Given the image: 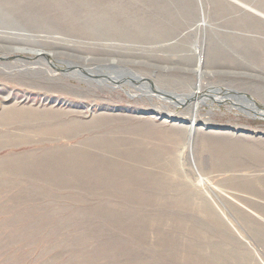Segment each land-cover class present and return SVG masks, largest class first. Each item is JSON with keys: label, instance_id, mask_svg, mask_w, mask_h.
<instances>
[{"label": "rangeland", "instance_id": "374dc122", "mask_svg": "<svg viewBox=\"0 0 264 264\" xmlns=\"http://www.w3.org/2000/svg\"><path fill=\"white\" fill-rule=\"evenodd\" d=\"M261 112L264 0H0V264H264Z\"/></svg>", "mask_w": 264, "mask_h": 264}, {"label": "bare ground", "instance_id": "6f19581e", "mask_svg": "<svg viewBox=\"0 0 264 264\" xmlns=\"http://www.w3.org/2000/svg\"><path fill=\"white\" fill-rule=\"evenodd\" d=\"M9 34H12V33H9ZM18 36H21V37H16L14 34H13V36L12 35H6V36H8L7 38H4V40H6L7 42L8 41H10V40H12V41H14V39L17 41V42H20V41H23V42H25L24 43V45L25 44H29V42H34V43H37V44H39L40 43V41L41 40H38V39H34V38H32L33 36L31 35V34H28V33H26L25 31H22V30H19V32H18V34H17ZM11 43V42H10ZM14 43V42H13ZM17 44V43H16ZM23 44V43H22ZM11 46V45H10ZM14 46V45H13ZM22 46V45H21ZM13 49L14 50H19L20 52L21 51H24V50H29V52H32V53H35V54H38L40 51H42L41 49H30V48H28V47H18V46H16L15 45V47H13ZM107 49V48H106ZM28 52V53H29ZM42 53V52H41ZM60 66V65H59ZM110 77V76H109ZM135 78L136 79H142V77H140V76H135ZM111 80H112V78H110ZM109 80V79H108ZM112 81H114V80H112ZM147 82V81H146ZM106 83V82H105ZM145 88V87H144ZM146 90H147V88H145ZM150 90V89H149ZM149 90H147V92L149 91ZM153 91V90H152ZM153 92H155V91H153ZM158 92V91H157ZM150 93H151V91H150ZM198 91H193V92H191V93H189V94H184V95H181V96H178V97H176V98H178V102L179 103H181V102H183V101H186V100H188V99H190V98H197V97H199L198 96ZM200 93V92H199ZM162 94V93H161ZM160 94V95H161ZM173 94V93H172ZM156 95H157V93H156ZM160 95H158V97H160V98H163V99H168V98H166V97H162V96H160ZM155 96V95H154ZM157 97V96H156ZM177 100V99H176ZM178 103V104H179ZM250 103V104H249ZM249 103H246L247 105H249V107H248V109L249 110H246V112H248V111H250V113L251 112H253V111H256L257 110V106H256V104H255V102H249ZM252 104H255V105H252ZM194 111L196 110V107H197V103H195L194 104ZM257 112V111H256ZM254 113V112H253ZM262 116H264V113H260ZM193 122H194V118H193V120L191 121V123L187 126V138L189 137H191L192 136V130H193V128H192V126H193Z\"/></svg>", "mask_w": 264, "mask_h": 264}, {"label": "water", "instance_id": "95a60500", "mask_svg": "<svg viewBox=\"0 0 264 264\" xmlns=\"http://www.w3.org/2000/svg\"><path fill=\"white\" fill-rule=\"evenodd\" d=\"M188 123V122H187Z\"/></svg>", "mask_w": 264, "mask_h": 264}]
</instances>
